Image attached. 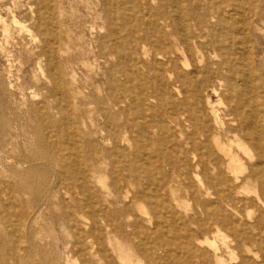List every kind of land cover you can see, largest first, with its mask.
Returning a JSON list of instances; mask_svg holds the SVG:
<instances>
[{"label":"bare ground","instance_id":"bare-ground-1","mask_svg":"<svg viewBox=\"0 0 264 264\" xmlns=\"http://www.w3.org/2000/svg\"><path fill=\"white\" fill-rule=\"evenodd\" d=\"M40 1L34 10L37 32L54 108L62 116L67 143L62 147L58 141L52 143L49 154L59 168L54 172L56 182L44 181L37 190L49 197V204L63 208L64 216L57 217L73 236L68 260L82 258L84 264H91L89 256L103 264H172V245L163 234L172 219L157 218L158 213L171 210L168 199L159 193L165 186L159 182L153 191L149 175L140 180L138 174L142 159L150 162L158 156H149L145 147L131 148L134 138L130 134L137 124L133 116L143 119L150 111L153 117L156 107L151 102L156 99L164 117L154 128L167 136L168 146L162 160L170 166L178 153H192L197 168L193 177L199 191L204 189L213 197L212 201L198 203L200 213L194 223L202 237L195 242L208 246L213 264H264V226L235 227L233 238L225 230L234 224L240 207L253 201L264 206V112L262 106L257 107L259 86L253 81V72L243 64L247 57L232 20L238 7L235 0H158L155 10L147 1L136 0L137 9L129 16L125 0H102L106 33L97 42L105 50L101 72L104 81L101 95L93 100L96 115L92 119L82 116L74 77L55 61L56 55L63 56L65 50L56 46L62 38L54 32L56 21L49 1ZM129 17H133L132 24ZM227 18H231L230 23ZM19 28L24 30L21 25ZM63 60L68 63L66 57ZM211 76L217 87L212 86ZM219 89L229 95L222 112L218 110L222 99L211 100L218 96ZM177 105L182 111H175ZM119 130L122 138L117 135ZM142 131L146 133V124ZM95 141H100L101 147ZM184 144L191 146L183 150ZM98 153L108 174L94 161ZM80 155L92 162V174L81 168ZM176 160L185 170L178 176L188 189L190 185L184 184L182 177L190 171L189 160ZM92 183L99 188H93ZM173 194L170 188L169 196ZM155 197H160L162 210L151 202L148 212L145 201ZM175 203L185 212L189 209L187 200ZM137 213L151 226L141 227L142 217ZM8 215L2 219L10 225ZM13 217L23 216L18 212ZM183 227L189 234L188 225ZM99 231L104 232L108 248L100 245ZM131 236L137 242H130ZM249 240L256 250L247 244ZM17 258L13 254L11 264H22ZM0 264L10 263L0 259Z\"/></svg>","mask_w":264,"mask_h":264},{"label":"rangeland","instance_id":"rangeland-1","mask_svg":"<svg viewBox=\"0 0 264 264\" xmlns=\"http://www.w3.org/2000/svg\"><path fill=\"white\" fill-rule=\"evenodd\" d=\"M48 1L56 21L54 32L57 37L62 38L56 46L65 50L63 56L56 55L55 61L61 65L63 71L69 70V74L74 77L75 90L80 92L82 116H89L92 119L96 115L93 100L101 95V83L104 81L101 72L105 62V50L97 42V38L105 36L106 33L103 2L102 0ZM146 1L154 10L158 6V0H143ZM235 2L238 7L232 20H235L233 23L239 30L238 37L243 41L242 53L247 57L243 64L244 67L250 66L253 72V81L259 86V90H256V100L259 104L257 107L262 106L264 112V0H235ZM124 3L127 15L137 9L136 0H125ZM40 4V0H0V259L11 264L9 258L16 254L18 262L22 264H25V261L28 264H69L70 262H73L70 264H84L82 258L75 261L68 260L69 244L73 236L67 224L57 217L64 216L63 208L49 204V197L37 190L44 181L47 184L56 182L54 172L59 168L56 162L52 161L53 155L49 154L52 153V143L58 141L61 147L67 143L62 134L64 126L62 116L54 108L45 70L46 62L42 54L41 37L37 32L38 21L34 10ZM225 14L226 17L229 15L227 12ZM226 21L230 23L231 18H227ZM128 22L132 24L133 17H129ZM19 25L24 30L20 29ZM64 57L68 63L64 62ZM214 79L215 77L211 76V84L217 87L218 84ZM228 96V93L221 89L218 96H212V102H216L218 97L222 99L218 106L220 112L225 109L227 105L225 98ZM173 99L174 102L177 99L174 92ZM153 104L156 107L153 117L150 111L142 117L143 119L133 116L135 119L132 120L137 124L130 134L134 138L131 148L134 149V145L138 148L145 147L149 156H153L154 153L158 156L151 158L154 163L142 159L138 174L141 175L140 180L146 178L144 176L146 173L149 175L148 179L153 183L150 186L153 191L159 182L165 186V191L160 190L159 193L168 199L171 210L170 213H158L157 218L172 219V225L163 233L172 245L170 262L200 264V261L204 260L207 264H213V257L207 252L208 246H200L195 242L196 238H201L202 235L198 232L199 227L194 223L200 213L198 203L203 200L212 201L213 197L206 194L204 189L199 191L197 181L193 177L197 168L192 153H178L170 166L162 160L166 155L165 149H168L165 142L167 136L159 133L154 125L157 126V121L164 117V114H161L163 107L156 99L151 102V105ZM178 110L182 111L177 105L175 111ZM144 124L147 127L146 133L142 131ZM117 135L122 138V130H119ZM95 143L98 147L102 145L100 141ZM190 146L184 144L183 150L189 149ZM177 157H185L191 165L187 176L182 177L184 184L190 185L188 189L184 188L178 176L185 170L177 163ZM94 158V161L103 168L101 154H95ZM78 159L81 168L92 174V162L83 155ZM103 171L108 174L104 168ZM105 182L109 184V179ZM92 184L93 188H99L98 185ZM170 188L174 190L171 196H169ZM242 197L245 198L244 195ZM186 200L189 209L185 212L183 206L178 208L175 202L183 203ZM151 202L153 206L158 205L156 206L159 211L162 210L159 204L160 197H155L153 200L145 201L144 208L148 212L151 211ZM240 210L234 224L224 227L230 238L236 235L233 230L235 227L242 229L250 224L264 226V206L262 207L260 203L253 201L240 207ZM18 212L23 216L21 219L13 217ZM133 212L136 213L135 210ZM5 215H8L10 225L2 219ZM137 216L142 217L141 227L151 226L146 221V217L138 213ZM87 224L90 225L91 222L88 221ZM184 224L188 225L189 234L184 233ZM79 228L83 229L82 226ZM97 235L100 236V245L103 249L108 248L103 237L104 232L99 231ZM129 241L135 243L137 238L131 236ZM247 244L256 250L253 241L249 240ZM98 251V256L102 258V248ZM236 253L239 254L240 251L236 250ZM249 257L254 260L253 257ZM87 259L91 264L104 263L97 262L89 256Z\"/></svg>","mask_w":264,"mask_h":264}]
</instances>
